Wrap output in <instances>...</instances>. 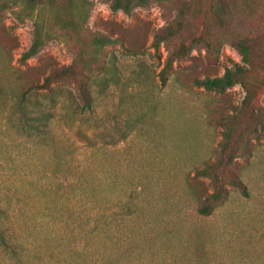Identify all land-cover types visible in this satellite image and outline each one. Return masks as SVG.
<instances>
[{
    "label": "rangeland",
    "instance_id": "obj_1",
    "mask_svg": "<svg viewBox=\"0 0 264 264\" xmlns=\"http://www.w3.org/2000/svg\"><path fill=\"white\" fill-rule=\"evenodd\" d=\"M85 1L91 10L84 30L114 42L100 52L102 69L89 73L92 105L83 112L70 80L53 85L61 94L32 89L22 97L55 67L72 62L78 50L73 35L57 27L51 8L41 7L37 20L56 38L22 62L35 17L18 19L11 9H0V264H34L35 253L41 264H68L77 238L74 221L66 209L60 224L49 209L57 186H66L76 167L86 183L88 211L111 222L102 239L90 234L85 241L115 252L110 260L264 264V132L257 129L264 118V88L243 106L239 85L223 93L193 86L194 78L220 76L242 64L227 42L217 56L198 46L164 68L172 48L199 25L220 33L218 0H158L129 15L111 11L105 0ZM222 2L223 28L251 38L264 62V0ZM77 4L58 8L60 16H74ZM182 8L188 23L178 37L153 48L154 34ZM76 127L93 146L78 148L60 165L53 147L42 145L44 134L72 149L81 147ZM226 129L239 145L227 171L247 195L228 185L227 198L202 216L194 193L212 188L194 170L221 156ZM127 235L129 242L119 248Z\"/></svg>",
    "mask_w": 264,
    "mask_h": 264
},
{
    "label": "trees",
    "instance_id": "obj_2",
    "mask_svg": "<svg viewBox=\"0 0 264 264\" xmlns=\"http://www.w3.org/2000/svg\"><path fill=\"white\" fill-rule=\"evenodd\" d=\"M73 1L78 4L77 13L74 16H60V12L68 9ZM109 4L111 11H121L129 15L135 8L147 7L151 2L158 0H105ZM41 7H49L52 10L53 22L57 27L65 33L73 35L78 46L77 53L72 62L67 66H57L49 74H47L41 83L30 87L29 90L23 92L24 95L30 93L32 89L43 90L44 93L52 96L53 90L58 91L59 86L54 89L53 85H59L65 80H70L74 83L75 92L81 104L77 103L81 112L88 110L92 105V97L90 92L91 79L89 73L92 71L101 70L99 55L101 50L114 42L113 39L105 35H91L84 30L85 23L91 10V4L85 0H0V9H11L15 12L18 19L34 18V32L30 46L22 52L20 60L22 62L34 57L43 46L54 40L56 37L48 30H44L39 18V9ZM60 8L62 11L58 10ZM185 8L178 11L176 19L153 36L152 47L158 49L160 44L167 43L178 37L188 23L185 21ZM217 20L220 33H211L205 25L198 26L199 31H195L181 40L172 48L166 57L165 69L171 68L173 62L188 57L190 52L198 46H202L208 56H217L220 48L224 43H229L239 54L242 64H237L233 68H227L220 76H205L204 78H194L192 84L195 87L203 88L207 91L223 93L234 85H239L245 91V96L242 101L243 106H247L253 99L258 90L264 88V62H261L255 53V43L248 36H242L238 33L223 28L222 16L225 13V7L222 0L217 2ZM256 120V118H255ZM258 131L264 132V118L257 123ZM70 127V124L68 125ZM44 134V133H43ZM76 140L81 143V147L74 146L72 149L64 144L55 143L54 138L44 134L42 139L43 146H52L57 155L58 163L64 165L67 156H73L78 148H86L93 146L90 136H88L80 128L74 130ZM61 139V137H60ZM62 140V139H61ZM64 140V139H63ZM239 152V145L231 143V131L226 129L224 133V141L221 143V156L214 162H206L201 168L194 170V176L208 178L212 191L210 193H199L194 195L198 198L197 212L202 216H209L215 207L221 204L227 198L226 186H232L245 193V186L240 179L227 171V168L234 160V157ZM226 156L225 159H221ZM80 168V167H79ZM67 188V189H66ZM66 189V190H65ZM57 201L53 202V208L49 209V213H55L59 223L62 222L65 210H69V218L74 221L77 238L75 245L71 247L70 261L68 264H118L117 258H114L115 252L106 253L101 249V246L96 243H87L85 237L94 234L95 238L102 239L104 227H110V221L103 219L102 213L93 217L88 211V195L86 183L79 175L78 168L74 170L67 182L66 186H57L55 190ZM92 207H90L91 209ZM98 208V207H97ZM130 206L127 207L128 215H131ZM104 213V208H102ZM127 215V214H125ZM103 222L104 225H99ZM111 228V227H110ZM85 236V237H84ZM78 242V244H77ZM129 235L121 238L118 242L119 248L127 245ZM78 246V248L76 247ZM37 251V249L35 248ZM34 264H41L36 258ZM37 259V261H36ZM64 262V261H63ZM60 260L54 264H63ZM43 264H49L44 260ZM129 264V263H125Z\"/></svg>",
    "mask_w": 264,
    "mask_h": 264
}]
</instances>
